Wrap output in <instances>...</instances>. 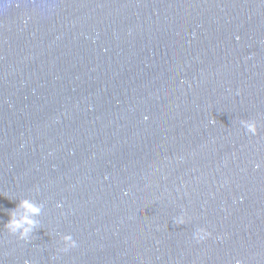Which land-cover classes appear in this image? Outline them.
I'll use <instances>...</instances> for the list:
<instances>
[{"label":"water","instance_id":"water-1","mask_svg":"<svg viewBox=\"0 0 264 264\" xmlns=\"http://www.w3.org/2000/svg\"><path fill=\"white\" fill-rule=\"evenodd\" d=\"M0 264H264V0H0Z\"/></svg>","mask_w":264,"mask_h":264},{"label":"clouds","instance_id":"clouds-1","mask_svg":"<svg viewBox=\"0 0 264 264\" xmlns=\"http://www.w3.org/2000/svg\"><path fill=\"white\" fill-rule=\"evenodd\" d=\"M245 127L251 134H257L258 128L252 124H246ZM41 206L33 203L30 200H22L19 205L10 212V220L5 227L19 237L20 240H28L34 230L39 228L40 222L35 219L41 214ZM183 218H180L177 223L184 224ZM207 235L205 230L197 233V239H203ZM63 241L67 247H75L76 243L70 235L63 237ZM67 247L64 249L67 250Z\"/></svg>","mask_w":264,"mask_h":264}]
</instances>
